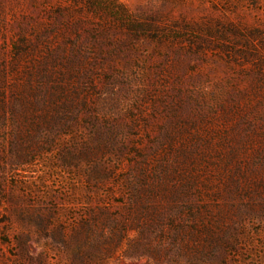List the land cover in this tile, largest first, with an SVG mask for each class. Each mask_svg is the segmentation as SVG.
Here are the masks:
<instances>
[{"label": "rangeland", "instance_id": "374dc122", "mask_svg": "<svg viewBox=\"0 0 264 264\" xmlns=\"http://www.w3.org/2000/svg\"><path fill=\"white\" fill-rule=\"evenodd\" d=\"M0 264H264V0H0Z\"/></svg>", "mask_w": 264, "mask_h": 264}]
</instances>
